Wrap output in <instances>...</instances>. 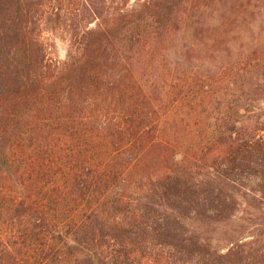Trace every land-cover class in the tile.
<instances>
[{"label": "trees", "instance_id": "16d2710c", "mask_svg": "<svg viewBox=\"0 0 264 264\" xmlns=\"http://www.w3.org/2000/svg\"><path fill=\"white\" fill-rule=\"evenodd\" d=\"M259 250L264 0H0V264Z\"/></svg>", "mask_w": 264, "mask_h": 264}, {"label": "rangeland", "instance_id": "374dc122", "mask_svg": "<svg viewBox=\"0 0 264 264\" xmlns=\"http://www.w3.org/2000/svg\"><path fill=\"white\" fill-rule=\"evenodd\" d=\"M67 38H68L67 34L56 33V32L49 36L50 42L52 44H54L52 46V50H51V56L53 58L61 60L65 57V47L67 45V42H66ZM254 220L256 222L262 221V219L259 217L253 218L252 220L248 219L247 221H249V222L251 221L250 223H252ZM247 221H242V224H244V225H242L238 220H236V222H234L233 225H231V227H230V225L226 226L221 232H219L217 234L218 244L220 246H224V244L226 243V239L228 237H230V234H231L230 230L232 229V227L236 230L242 229V231L237 233V235L243 234L242 232L245 231V229H243V228L246 227L247 229L245 231V234L243 235V236H246L247 232H248L247 230H248V228H250V226L247 224ZM225 251H226V249L220 250V252H222V253H224ZM262 252H263V256H264V250H259V251H254V252H246V253L252 254V257L250 259L246 260L245 262H243L242 264H264V261H259V258L262 256Z\"/></svg>", "mask_w": 264, "mask_h": 264}]
</instances>
